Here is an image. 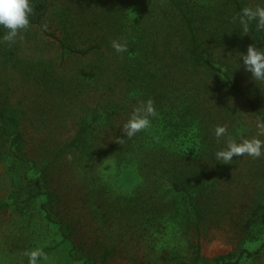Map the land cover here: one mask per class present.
I'll return each mask as SVG.
<instances>
[{
    "label": "trees",
    "instance_id": "trees-1",
    "mask_svg": "<svg viewBox=\"0 0 264 264\" xmlns=\"http://www.w3.org/2000/svg\"><path fill=\"white\" fill-rule=\"evenodd\" d=\"M32 6L31 27L18 44L44 36L58 42L61 50L58 65L35 61V83L45 100L50 98V109L58 107L52 102L62 95L79 104H65L55 134L47 135L28 125L32 119L26 118L23 104L0 93V155L10 162L12 185L25 186L28 192L25 199L14 192L11 203L0 202V213L44 196L41 209L72 245V259L114 264L120 254L109 241L87 245L79 227L82 208L67 197L61 177L77 167L103 170L111 158L130 162L142 182L125 205L131 224L127 234L145 239L141 229H156L162 225L157 217H164L165 227L174 225L197 238L192 264H200L201 239L214 222L211 209L221 203L218 183L229 170V163L214 158L226 146L224 137H215V126L225 124L237 104L255 120L264 117V82L240 84L232 67L218 66L206 50L220 32L234 53H246L250 44L264 49V32L255 23L244 35L233 20L241 8L256 5L248 0H32ZM45 23L47 31H42ZM231 24L239 30L229 34L223 28ZM6 31L0 27V37ZM119 39L128 41L126 53L112 49V40ZM19 48L0 40V75L21 65ZM149 98L158 115L148 129L126 138L122 123L134 106ZM258 162L264 164V157L255 159L256 166ZM259 173L264 177L263 167ZM257 201L264 229V190ZM161 245L168 249L171 244L164 240ZM177 248L167 251L172 260L190 264ZM244 253L254 254L242 251L239 259ZM126 259L138 264L133 254ZM214 262L230 264L226 256Z\"/></svg>",
    "mask_w": 264,
    "mask_h": 264
},
{
    "label": "rangeland",
    "instance_id": "rangeland-1",
    "mask_svg": "<svg viewBox=\"0 0 264 264\" xmlns=\"http://www.w3.org/2000/svg\"><path fill=\"white\" fill-rule=\"evenodd\" d=\"M248 3L257 5L260 0H248ZM223 29L230 34L239 30V26L231 24ZM12 44L17 48L20 45L21 65L8 67L1 72V97L24 105L26 118L32 119L28 125L40 128L47 135L55 134L65 104L79 102L76 98L69 100L67 95H62L61 99L52 102L62 109H50L48 102L51 100H45L43 90L35 83L34 72L37 69L35 61L39 59L46 64L55 61L58 65L57 59L61 54L59 43L51 38L37 36L29 43L18 44L16 41ZM206 53L218 66L224 69L231 66L232 76L240 84L245 85L252 79L243 61L239 60L242 52L234 53L222 32L218 33ZM232 109L225 122L229 129L228 135L224 137L225 143L227 139L240 142L242 138L256 135V120L244 106L237 104ZM255 159L246 154L243 157L234 156L228 164L229 170L220 179L218 189L221 203L211 209L214 222L210 225L208 236L201 239L203 260L200 264H215L214 259L219 256H226L230 264H235L237 260V264H264V249L261 247L264 229L260 224L262 210L259 209V202H256L257 195L264 190V177L258 174L264 164L258 162L256 166ZM9 165L10 162L4 161L0 155V202L11 203L13 199L10 196L14 192H21V199L28 197L25 186L12 185L10 179L14 173L8 169ZM103 166H106L103 170L77 167L74 171L63 173L61 177L62 189L69 192L67 197H71L73 204L82 208L79 227L88 239L87 245L97 246L105 240L109 241L120 254L114 264H130L126 259L128 254H133L138 264H181L173 261L172 255L167 253L171 246L178 245V252L192 264L195 252L193 243L197 242V238L174 225L165 227L164 217H157L162 225L156 229H141L145 239L137 234H127L131 224L125 205H128L142 180L130 162L120 164L111 158ZM39 169L31 176H35ZM92 190L94 193H90ZM159 194H163V189H159ZM45 201L44 196L27 203L21 201L17 206L12 205L7 213H0V264H30V253L36 250L45 254L38 264H84V261L71 258L72 245L63 241L58 225L46 218L41 209ZM120 208H124L121 213L118 211ZM164 240L171 244L168 249L161 248ZM242 251L254 254L248 256L244 253L239 259Z\"/></svg>",
    "mask_w": 264,
    "mask_h": 264
},
{
    "label": "clouds",
    "instance_id": "clouds-1",
    "mask_svg": "<svg viewBox=\"0 0 264 264\" xmlns=\"http://www.w3.org/2000/svg\"><path fill=\"white\" fill-rule=\"evenodd\" d=\"M34 12L32 0H0V27L6 29L0 40L14 43L18 39H24V32L31 27L30 17ZM234 22L238 21L240 29L245 34L251 31V26L255 23L257 31L264 32V0H260L255 7L245 6L240 9ZM48 25L42 24L41 30L47 31ZM112 49L116 53L122 54L128 51V41L126 39L112 40ZM239 60L243 61L244 68L252 75L255 82H264V49L250 44L246 53H241ZM158 115L154 106V101L149 98L141 101L133 107L129 118L123 122L122 131L126 138L131 139L142 130L151 126L152 118ZM256 135L251 138H242L240 142L227 139L226 146L217 149L214 153L215 161L230 163L233 157H243L245 154L253 158L264 157V117L256 120ZM229 133L227 124L215 126L214 134L217 140L226 137ZM123 140V139H119ZM42 251L36 250L30 253V264H38V260L44 258Z\"/></svg>",
    "mask_w": 264,
    "mask_h": 264
}]
</instances>
